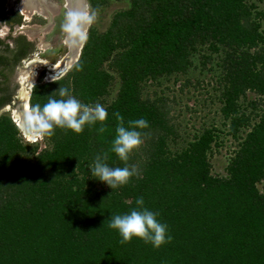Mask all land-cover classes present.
<instances>
[{"label":"trees","instance_id":"1","mask_svg":"<svg viewBox=\"0 0 264 264\" xmlns=\"http://www.w3.org/2000/svg\"><path fill=\"white\" fill-rule=\"evenodd\" d=\"M87 2L93 10L105 0ZM203 44L227 48L217 99L224 132L237 142L222 176L210 172L207 160L220 130L193 133L171 154L165 99L139 97L141 80L186 73ZM29 46H17L11 65ZM109 69L119 87L104 107L103 133L99 122L79 134L54 128L43 135L48 147L25 159L24 150L36 146H22L0 114V264H264V192L256 186L264 179V11L250 0H129L104 31L88 26L75 63L54 81L33 85L29 107L60 99L59 87L82 104L98 102L112 83ZM247 92L255 96L244 113L238 100ZM8 101L2 95L0 106ZM114 112L125 125L140 118L149 124L127 162L111 151ZM98 155L110 168L135 167L137 174L111 190L91 176ZM141 197L171 237L159 248L136 237L121 244L108 227Z\"/></svg>","mask_w":264,"mask_h":264},{"label":"rangeland","instance_id":"2","mask_svg":"<svg viewBox=\"0 0 264 264\" xmlns=\"http://www.w3.org/2000/svg\"><path fill=\"white\" fill-rule=\"evenodd\" d=\"M9 1L8 4L10 6V4H15L17 0ZM85 1L87 5L86 11H94L96 13V20L92 25H94L97 32L104 31L110 23L112 14L119 9L126 8L129 2V0H105L102 5H99L92 10L88 5L87 0ZM250 1L254 3L255 9L264 11V0ZM50 2L51 4H56L58 7L56 12H51V19L49 21L50 26L46 29V33H40L41 35L38 34V37L32 40L35 41V43L30 44V50L25 56H23V60L43 58L47 62L53 63L55 60L62 59L65 53L68 52V48L63 42L65 40V33L62 31V24L66 15V10L63 8V0H51ZM4 5H7V0ZM2 21L0 22L1 25L4 24ZM4 21L6 22L7 20ZM24 32L26 33V30ZM30 32H32V35L38 33L35 30H31ZM26 34L29 38L31 37L30 33ZM15 37H13L12 34H9L1 40V43H10ZM31 39L32 37L30 40ZM40 42H43L41 46L39 45ZM1 47L2 44H0V54L5 53ZM196 48L197 50L194 51V54L191 56L192 65L187 69L186 73L162 75L156 79L145 78L141 80L139 83V97L140 99H154L157 97L165 99V105L166 108H168L167 124L170 125L169 131L167 132L168 135L165 136V147L171 154L183 148L186 142L192 137L191 135L193 133L198 134L201 130L207 128H216L218 131L220 130L221 132L219 133L218 138L219 143L218 145L211 143V153H207V160L211 165L210 172L214 175L222 176L225 174L226 159L233 154L232 149H235L237 142V140L232 139L224 132L227 131V126L221 125L222 117L219 111L220 102L217 99L218 91L216 87L218 85L216 84V81L221 73V65L225 60L227 48L219 45L217 50L213 51L209 49L206 44L197 45ZM205 55H209L208 60L203 59V56ZM200 60L205 61L204 67H200L198 63ZM73 63H75V61L69 63V65H73ZM23 65L25 66L26 64ZM23 65L18 64L14 66L13 64L6 69L0 68V80L2 78L1 75H4L6 77L7 85L10 87V112L15 110L14 108L17 105L15 94L21 88L18 84V76L20 74V68L18 66ZM109 71L113 75V80L108 86V92L98 102L84 105L94 106L99 103L105 107L115 97L119 87V79L115 72L111 69H109ZM45 72L46 71L41 65L37 67L34 84L51 82L63 74H58L57 76H54V78H48L47 80V78H44V76L46 77ZM186 79L189 80V83L186 86H182ZM254 96L255 95L252 93L247 92L246 98H239L238 101L241 105L240 108H243L244 113H249L251 111L247 100L254 98ZM263 103L261 104V107L264 106ZM5 109V107L2 108L0 114L4 113L7 115L12 122V119L9 116V110ZM12 124L16 128L13 122ZM22 130L25 137L19 130H17L18 132L15 135L21 145L29 146L31 148L36 146V149H34L33 152H28L29 150L25 149L23 152V158L26 159L27 157L29 159L40 149L48 147L43 135L36 133L30 134L28 131H25L24 129ZM244 132L245 130H241L240 128L237 133L242 137ZM256 186L260 191L264 192V179L257 182Z\"/></svg>","mask_w":264,"mask_h":264},{"label":"clouds","instance_id":"3","mask_svg":"<svg viewBox=\"0 0 264 264\" xmlns=\"http://www.w3.org/2000/svg\"><path fill=\"white\" fill-rule=\"evenodd\" d=\"M20 1L21 0H17V4H14L17 9H19L18 5ZM48 2H50V0H48ZM35 3L37 4V2ZM34 9L39 10L37 8ZM31 12L32 10H29L27 12L28 15ZM95 20L96 13L94 11L87 12L86 8L85 12L82 13L70 11L65 15L62 31L66 34L68 40L79 39L84 42L87 31H85V28L86 26L87 28L91 26ZM55 92H58L60 99L50 97L43 107L39 104L32 107L24 120L26 131L30 134L36 133L51 136L54 134V128H63L79 134L84 131L85 125L91 127L99 122L101 126L98 132H105L106 129L103 122L107 120L108 112L101 104L97 103L94 106L84 105L73 97L68 89L62 87H59ZM28 96H30V94ZM113 115L117 121V126L115 128L116 134L112 141L111 151L115 153L121 161L127 162L133 150L137 149L143 143L142 132L140 130L148 128L149 124L146 119L140 118L130 120L127 122V125H125L124 117L119 112H114ZM16 129L19 130L17 127ZM105 158L106 157H101L100 155L95 158L94 166L91 167V176L93 179L105 183L111 190L126 185L130 178L137 174V169L135 167L131 169L127 166L123 168H110L105 163ZM136 205L137 207L130 210L127 214L112 216L108 223L110 229L118 231L121 237L120 243L125 244L130 242L133 237H136L143 240L145 243H151L154 248H159L164 243L169 242L171 237L167 236L166 239L167 226L158 221L157 216L159 214L144 207V200L142 197L136 200Z\"/></svg>","mask_w":264,"mask_h":264},{"label":"bare ground","instance_id":"4","mask_svg":"<svg viewBox=\"0 0 264 264\" xmlns=\"http://www.w3.org/2000/svg\"><path fill=\"white\" fill-rule=\"evenodd\" d=\"M64 6L67 7L68 3L65 2ZM18 7L21 10V12L24 13L27 16V18H28L29 15H28L27 11L25 9H23L24 7L25 8L30 7L31 9L33 8L32 10H35L34 8L39 9V11L41 12L40 15H42V16L48 15L47 13H50V14H51V12L54 13V12H56V10L58 8L56 4H54V3L51 4V2H48V1L45 2L43 7H39L35 3V1H31V0H23V3L18 5ZM78 9H79V3H77L76 8L74 9V11H76L75 13H78ZM70 11L72 12V10H70ZM84 12H85V9H84ZM23 18H24V20H27L24 16H23ZM49 26H50V22H48L47 26H45V27H39L38 29H36L35 27H32L31 29L30 28H27V29L37 31L38 33L36 35H38L40 33H46V29ZM25 27L26 26L22 25L21 27H18V29H20L21 31L22 30L25 31V30H27V29H23ZM38 30H41V32H39ZM3 33H4V31H3ZM82 41L83 40H79V39L68 40V38L66 37V34H65V40L63 42L67 46L68 52L65 53V55L63 56L62 59H58V60H55L53 63H49L46 60H44L43 58H41V59L40 58L39 59L31 58V59H28V60L27 59L22 60L19 63V64H22V65L23 64H26V65L25 66L24 65L23 66H18L20 68V74H19L18 77H26L28 79V81L25 82V79H23V80L20 79L21 82H22V85H21V88L18 90V95H17L18 98H17L16 101L18 102V105L20 106L21 110H17V109L14 108L15 110L10 112V116L12 118V121L15 123V125L21 131L23 136H24V132H23L22 129L25 130L24 120H25L27 114L30 112V108H29V105H28V102H27V98H28V95H29L30 88L34 84V77L36 75L37 67L39 65H41V66L43 65V66L46 67V70H47L46 78H47V80H48V78H52V77H54L57 74L63 73L64 71H66L68 69L69 63L74 62V60L76 59L77 52H78L76 50V48H77L78 45H81ZM42 43L43 42H40L39 45L41 46ZM75 44H76V46H75ZM22 68H24V69H22ZM20 80L18 79V84L19 85H20V83H19ZM5 108H6L5 110H9V111L11 110L10 106L6 105Z\"/></svg>","mask_w":264,"mask_h":264},{"label":"flooded vegetation","instance_id":"5","mask_svg":"<svg viewBox=\"0 0 264 264\" xmlns=\"http://www.w3.org/2000/svg\"><path fill=\"white\" fill-rule=\"evenodd\" d=\"M9 0H7V5H4V3L6 2V0H3L2 2L0 1V22L2 21L4 24L1 25L0 24V44H2V49L4 50L5 53H2L0 54V68H3V69H6L11 65V58L13 56V52L16 50L17 46H19L20 44L22 45L23 41H28L30 44H33L35 43V41H32L33 39H35L36 37H38L37 35H32V32H30L31 28L32 27H35L36 29H38L39 27H45L47 26V16H42L40 15V11L39 10H32L30 7L28 8H23L25 9L27 12L29 10H32V12L29 14L28 18H26V15L24 13L21 12L20 9H17L15 6H14V3L10 6H9ZM31 1H35V2H38L37 0H31ZM51 1V0H50ZM23 3V0L19 3V5ZM16 4H17V1H16ZM15 4V5H16ZM39 4H42V3H39ZM2 7V8H1ZM24 10V11H25ZM21 13H20V12ZM39 11V12H38ZM46 11V10H45ZM23 16H25V18L27 20H24ZM31 19V20H30ZM33 19V21H32ZM4 20H7L6 22ZM22 25L26 26L25 28L23 29H27V28H30V29H27L26 30V33H30L31 34V37L32 39L30 40V38L27 36V34L24 32V30H20V29H17L18 27H21ZM4 31V33H3ZM39 32H41V30H38ZM9 34H12L13 37H15L13 39V41H11L10 43H7V44H3L1 43L2 39L9 35ZM23 39V40H22ZM35 45V44H34ZM4 58V60L2 61V58ZM24 57H21L19 58L17 61L14 62V66L15 65H18L21 60H23ZM41 59V58H40ZM45 60V59H44ZM24 62V61H23ZM44 68V70L46 71L45 72V75L47 74V70H46V67L45 66H42ZM2 78L0 80V97L4 94H8V98H9V101L7 103H4L0 106V110L2 108H4L6 105L9 106V104L11 103L10 102V87L9 85H7L6 83V77L4 75H1ZM28 77V76H27ZM45 77V76H44ZM18 79L20 80H23L25 79V82L28 81V79L26 77H18ZM21 80L19 81L20 83V87L22 85V82ZM18 91L17 93L15 94V98L17 100L18 98Z\"/></svg>","mask_w":264,"mask_h":264},{"label":"water","instance_id":"6","mask_svg":"<svg viewBox=\"0 0 264 264\" xmlns=\"http://www.w3.org/2000/svg\"><path fill=\"white\" fill-rule=\"evenodd\" d=\"M38 2H37V5H39V6H44V4H45V2H47L48 0H37ZM65 2L66 3H68V6L66 7V6H64L65 5ZM39 3H42V4H39ZM77 3H79V9H78V13H82V12H84V9L86 8V4H85V1L84 0H64V3H63V7L65 8V10H66V14L70 11V10H72V12H76V11H74V9L76 8V5H77ZM48 15H47V23L50 21V19H51V14L50 13H47ZM87 30V26H86V29H85V31ZM77 42V41H76ZM83 42V41H82ZM75 46H76V44H75ZM80 46V47H79ZM79 47V48H78ZM81 47H82V43H81V45H78L77 46V48H76V50L78 51L77 52V56H76V59L74 60V61H76L77 60V58H78V56H79V53H80V50H81ZM71 65V64H70ZM70 65L68 66V67H70ZM29 94H30V91H29ZM29 97V96H28ZM27 102H28V98H27ZM15 109H17V110H21V108H20V106L18 105V102H17V105L15 106Z\"/></svg>","mask_w":264,"mask_h":264},{"label":"built area","instance_id":"7","mask_svg":"<svg viewBox=\"0 0 264 264\" xmlns=\"http://www.w3.org/2000/svg\"><path fill=\"white\" fill-rule=\"evenodd\" d=\"M44 78H46V77H44Z\"/></svg>","mask_w":264,"mask_h":264}]
</instances>
